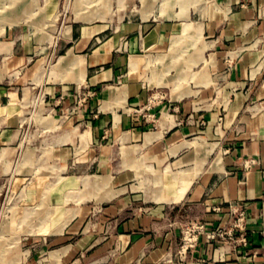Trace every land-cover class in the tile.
<instances>
[{"label":"crops","instance_id":"1","mask_svg":"<svg viewBox=\"0 0 264 264\" xmlns=\"http://www.w3.org/2000/svg\"><path fill=\"white\" fill-rule=\"evenodd\" d=\"M55 2L56 17L52 11L43 19L34 16V22L5 23L0 30V156L6 146L21 144L20 118L6 126L4 108L22 105L26 90L41 88L51 117L61 118L64 125L47 140L52 155L88 169L96 160L103 173L87 175H111L116 189L103 197L108 200L93 198L100 203L95 219L87 220L89 209L77 206L74 223L63 236L30 242L22 264H264V0L189 3L197 19L188 16V21L201 26L200 47L206 45L203 54L211 58L204 65L205 83L188 80L183 85L195 93L173 99L170 92L155 100L144 89L148 80L118 81L125 67L133 75L130 60L139 59L137 50L166 40L168 27L152 41L144 34L146 27L132 20L111 32L107 23L80 20L75 14L71 22L62 20L53 36L50 26L60 13ZM28 4L23 1L16 8L22 15L34 11ZM38 5L46 7L47 0ZM177 12L166 11V16L179 17ZM68 26L69 35L63 34ZM184 31L189 41L198 33L190 24H184ZM178 35L170 34L172 48L183 38ZM52 42L65 64L41 70ZM73 59H80L79 68L69 65ZM199 63L197 70L203 66ZM80 91L86 93L83 104L77 102ZM69 108L72 112L62 113ZM217 153L219 168L211 169ZM204 158V169L197 167L195 160ZM134 163L142 164V187L137 189ZM147 166L164 171L155 182L164 188H147L155 178ZM168 170L186 171L169 177ZM173 190L175 196H168ZM238 210L244 212L245 242L209 239L202 233L185 259L176 253L185 223L200 220L207 230L227 228ZM37 248H45L40 254L46 256L36 259Z\"/></svg>","mask_w":264,"mask_h":264},{"label":"rangeland","instance_id":"2","mask_svg":"<svg viewBox=\"0 0 264 264\" xmlns=\"http://www.w3.org/2000/svg\"><path fill=\"white\" fill-rule=\"evenodd\" d=\"M23 1L29 2L28 5L34 11L22 15L20 9L16 7ZM39 1L42 2L43 0ZM198 1L200 0H58L60 13L53 20L54 24L50 26L53 31H49V33L54 36L58 30V24L62 20L71 22L73 18L75 19V14L76 18L80 20L107 23L109 25L108 31L111 32L115 27L119 28L121 23L132 20L146 27L144 34H148V38L152 41L159 39L160 34L168 27L166 40L160 43V46H142L135 52L139 59L131 58L130 61L135 67L133 73L135 77L130 76L129 68L125 67L118 83L125 85L135 80L139 82L143 79L148 80L149 84L145 82L144 89H147L152 100L160 97L161 94L164 99L168 98L170 92L173 99H178L184 95H189L188 92L190 94L196 92L189 85H183L187 84L188 80H192L196 84L205 83L204 65L211 62V58L209 59L203 54L206 45L200 47L203 43V38L200 36L201 26L188 21V16L193 21L197 19L194 15V8L190 7L189 3L195 6ZM55 7V0H47L46 7L39 6L38 0H0V30L5 23L12 24L23 19L34 22V16L43 19L52 11V17H56L57 11L53 10ZM16 10L19 12L17 17L14 16ZM166 11H178L176 14L179 17H167ZM184 24H190L198 31L191 36L190 41L186 37L188 32L184 31ZM62 32L69 35L70 26L64 28ZM170 34L183 35V38L180 37L173 48L174 37L170 45ZM53 42L49 52L43 58L41 70L48 67L47 70L51 72L54 67L65 64L64 57H58L61 50ZM184 44L187 45V48L182 47ZM185 49L186 51H183ZM190 49H193V53L188 56ZM196 51L202 52L200 57L195 58L193 56ZM172 54L183 55L182 57H175ZM80 62V59H73L68 63L71 67L79 68ZM199 62H203V66L202 69L197 70L201 66ZM83 75L84 70L79 74L80 79L83 78ZM24 96L26 98L22 105L20 103V105L4 108L5 116L9 118L4 122L6 126L16 123V117L20 118L21 144L14 149L6 146L0 156V264H22L21 259L27 255V247L30 242L38 244L44 236L53 237L52 241L63 236L61 232L74 223L73 218L78 212L77 206H86L89 209L87 220H89L88 218L95 219L98 212L96 209H99L95 205H100L97 202L108 200L103 199V197L109 192V189L113 191L116 189L110 184L111 175H87L103 173V170L97 169L96 160H94V166L88 169L84 166L76 167L73 160L61 162L60 159L52 155L47 140L57 129L64 127L63 124L60 125L61 118L54 119L51 117V105L45 104L43 89L26 90ZM77 100L78 103H85L86 93L80 91ZM82 104L79 106L81 107ZM67 111L72 112V109L69 108L62 113H67ZM13 115L14 119H11ZM193 144L200 145L197 140H194ZM216 145L217 143H214L210 146L209 153L214 151ZM122 152L125 153L126 149L123 148ZM98 154L96 150V155ZM220 159L221 154L217 153L211 162V169L219 168ZM206 162L207 158L196 159L195 165L204 169ZM81 164H87V162ZM133 165H135L139 177V185L133 186L134 189H137L142 187V175L140 173L142 164L134 163ZM147 167L155 175L154 186L147 188H153V190L164 188L162 182L161 184L155 183L160 181V176L157 173L164 171L154 169L152 166ZM185 171L172 172L168 170L167 172L170 174L169 177H173L174 173L183 175ZM197 173L199 174L198 168ZM179 181L180 179L171 182L177 185ZM175 194L176 191L174 190L167 193L168 196H175ZM53 247L56 245L50 249ZM44 249H36V259L46 256L45 253L40 254Z\"/></svg>","mask_w":264,"mask_h":264},{"label":"built area","instance_id":"3","mask_svg":"<svg viewBox=\"0 0 264 264\" xmlns=\"http://www.w3.org/2000/svg\"><path fill=\"white\" fill-rule=\"evenodd\" d=\"M213 209L219 210V206L215 205L213 206ZM243 219V210H238L236 211V216L232 219L227 228L207 230L205 223L200 220L185 223L181 229V237L176 253L181 257V259H185L187 252L196 246L199 236L202 233H205L206 237L209 239L218 238L220 241L233 239L234 241L245 242L246 238L244 234ZM236 230L239 231L237 235L235 233Z\"/></svg>","mask_w":264,"mask_h":264},{"label":"bare ground","instance_id":"4","mask_svg":"<svg viewBox=\"0 0 264 264\" xmlns=\"http://www.w3.org/2000/svg\"><path fill=\"white\" fill-rule=\"evenodd\" d=\"M135 67L132 65V68L130 69V72H134Z\"/></svg>","mask_w":264,"mask_h":264}]
</instances>
